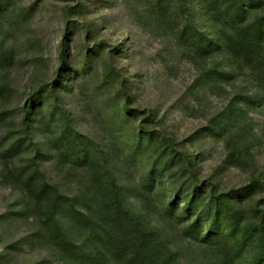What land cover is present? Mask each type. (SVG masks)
<instances>
[{
	"label": "rangeland",
	"instance_id": "rangeland-1",
	"mask_svg": "<svg viewBox=\"0 0 264 264\" xmlns=\"http://www.w3.org/2000/svg\"><path fill=\"white\" fill-rule=\"evenodd\" d=\"M172 1L0 0V42L11 51L10 60L0 66V83L6 80L9 85L0 92V112H9L0 123V136L20 126L23 103L33 94H41L31 125L35 140L42 146L57 130L47 117V86L56 76L65 38L75 70L67 74L63 95L75 127L88 138L99 165L109 164L128 188L125 192L133 205L177 252L179 264H230L227 260L230 255L237 257L236 248L224 224L216 225L210 244L201 243L187 233L186 224L168 216L165 202L175 188L190 197V171L225 191L244 187L253 174L264 180V90L254 88L250 74L245 75L248 71L231 80L201 81L199 60L191 59L178 41L184 15L182 7L170 9ZM187 3L198 24L211 31L213 21L204 0ZM121 84L133 107L144 112L146 125L172 134L186 149L192 166L185 157L170 164L159 160L157 181L147 180L145 174L154 163L149 160L157 148L144 143L138 154L146 162L133 158L127 142L136 144L137 124L121 110L116 95ZM241 87L256 91V103L232 112L229 100ZM243 123L252 129L253 135L244 137L242 146L249 147L255 168L234 165L227 156V142L241 136ZM51 154L50 161L42 163L48 179L70 196L81 191L86 173L61 165L56 151ZM3 171L0 161V264H63L35 239V220L18 212L23 194L5 183ZM258 201L257 196L251 198L243 208L251 214ZM64 226L72 237L81 238L68 222ZM258 256L253 243L236 264H264L256 261Z\"/></svg>",
	"mask_w": 264,
	"mask_h": 264
},
{
	"label": "trees",
	"instance_id": "trees-1",
	"mask_svg": "<svg viewBox=\"0 0 264 264\" xmlns=\"http://www.w3.org/2000/svg\"><path fill=\"white\" fill-rule=\"evenodd\" d=\"M172 4V10L183 9L184 19L179 25L178 41L183 43L184 51L191 59L199 60L201 81L209 84L212 80H231L236 73L248 71L245 75L250 74L254 88L264 90V0H204L207 15L213 21L211 31L198 24L187 0H173ZM159 7L158 13L163 12L162 6ZM69 52L63 38L59 48L60 65L55 78L47 86L50 102L47 117L57 128L51 138L41 146L31 131L34 109L41 94H33L24 101L20 126H12L0 136L3 180L23 194L18 212L35 220L37 228L32 232L35 239L40 240L63 264H179L177 252L168 245L161 231L148 224L133 205L125 192L128 188L119 182L109 164L99 165L88 138L75 127L63 95L67 74L75 70L70 65ZM10 58L11 51L0 42V66ZM8 88L7 81L3 80L0 92ZM116 89L121 110L137 124L136 144L127 142L133 158L140 163L146 162L138 154L144 143L157 148L155 157L149 160L150 165L154 163L145 174L148 179L144 177L155 184L158 167H162L159 160H167L170 164L185 157L192 166L186 149L172 134L146 125L144 112L133 107L125 86L121 84ZM252 91L242 87L235 89L229 100V109L235 112L238 106L256 103V91ZM8 113L7 110L0 112V123L8 118ZM247 125L242 124V134L236 141L231 139L227 142V156L234 165L255 168L249 147L242 146L244 137L253 135ZM52 151H56L61 165L86 173L81 191L70 196L48 179L42 163L50 161ZM197 177L194 171H190L192 191L189 198H185L181 190L175 188L172 191L170 200L165 202L168 216L186 224L187 233L204 244L212 242L216 225L222 223L236 248L237 257L256 243L259 249L256 261L263 262V178L253 174L244 187L225 191L210 179ZM169 181H172L171 177ZM256 196L259 203L250 214L243 208V203ZM181 199H186V202H181ZM182 204L184 206L179 210ZM62 218L80 232L81 238L70 235ZM237 257L230 255L227 261L236 264Z\"/></svg>",
	"mask_w": 264,
	"mask_h": 264
}]
</instances>
